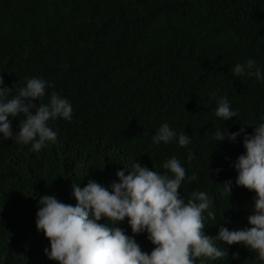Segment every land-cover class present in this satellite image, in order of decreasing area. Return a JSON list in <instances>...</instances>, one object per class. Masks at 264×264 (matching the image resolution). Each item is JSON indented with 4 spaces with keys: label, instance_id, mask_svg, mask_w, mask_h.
I'll list each match as a JSON object with an SVG mask.
<instances>
[{
    "label": "trees",
    "instance_id": "16d2710c",
    "mask_svg": "<svg viewBox=\"0 0 264 264\" xmlns=\"http://www.w3.org/2000/svg\"><path fill=\"white\" fill-rule=\"evenodd\" d=\"M249 58L264 69V0H0V76L14 87L6 99L37 77L73 108L71 121L49 122L57 142L39 152L0 139V264H58L45 255L50 244L36 227L40 196L75 205L73 183L110 186L135 162L164 172L173 156L198 176L183 182L185 201L193 191L213 199L216 218L205 219L206 235L249 227L256 193L235 186L231 166L245 151L243 137L217 146L212 139L217 128L252 134L254 126L244 124L264 116V82L231 71ZM219 97L238 117L214 115ZM22 119L12 120L14 133ZM164 122L191 137L187 148L151 143ZM228 180L231 198L221 196ZM120 227L132 235L127 220ZM146 237L135 238L150 253L155 246ZM216 243L229 255L206 264H260L242 245Z\"/></svg>",
    "mask_w": 264,
    "mask_h": 264
},
{
    "label": "clouds",
    "instance_id": "9594fccd",
    "mask_svg": "<svg viewBox=\"0 0 264 264\" xmlns=\"http://www.w3.org/2000/svg\"><path fill=\"white\" fill-rule=\"evenodd\" d=\"M231 71L237 78L255 77L264 82V69L252 58L235 64ZM51 87L43 78L28 77L24 86L6 99L14 87H6L0 76V139L12 138L18 145H30L33 152L57 142L58 133L49 122L58 118L71 121L73 108L59 93L53 91L49 95L46 90ZM46 95L49 100L42 103ZM37 100L38 105L34 103ZM21 114L24 119L20 120V131L14 133L12 120ZM214 115L227 121L238 117V110L232 109L227 97H219ZM244 125L254 126L253 133L248 134L245 127L236 132L217 128L212 139L217 146L225 141L238 142L243 137L245 151L231 166L238 174L235 186L256 193L247 217L249 227L229 230L221 226L216 236L206 235L205 219L216 218L213 199L205 191H193L185 201L179 191L183 182L186 179L192 182L198 176L195 173L188 176L185 167L173 156L161 165L164 172L135 162L131 170L117 171L119 182L113 181L110 186L91 179L83 187L81 183H73L71 195L75 205L54 195L40 196L35 223L50 244L44 249L45 255L58 264H206L207 260L229 255V248L225 251L217 246L219 241L227 246H244L264 264V116L258 123ZM177 142L187 148L191 137L185 131L178 133L167 122L151 137L156 147ZM192 159L189 149L188 160ZM220 171L215 169L216 174ZM220 185L221 196L231 198L232 181ZM125 220L132 235L120 227ZM145 233L155 246L150 253L143 251L135 238Z\"/></svg>",
    "mask_w": 264,
    "mask_h": 264
}]
</instances>
